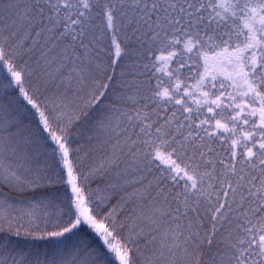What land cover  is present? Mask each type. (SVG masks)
Returning a JSON list of instances; mask_svg holds the SVG:
<instances>
[{
  "label": "snow or ice",
  "instance_id": "6c2138e0",
  "mask_svg": "<svg viewBox=\"0 0 264 264\" xmlns=\"http://www.w3.org/2000/svg\"><path fill=\"white\" fill-rule=\"evenodd\" d=\"M0 264H264V0H0Z\"/></svg>",
  "mask_w": 264,
  "mask_h": 264
}]
</instances>
